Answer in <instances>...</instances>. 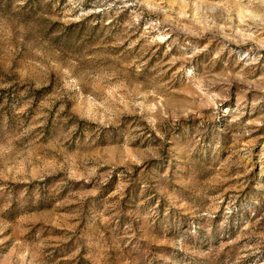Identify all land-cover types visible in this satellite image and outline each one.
I'll return each instance as SVG.
<instances>
[{"label": "rangeland", "instance_id": "374dc122", "mask_svg": "<svg viewBox=\"0 0 264 264\" xmlns=\"http://www.w3.org/2000/svg\"><path fill=\"white\" fill-rule=\"evenodd\" d=\"M0 264H264V0H0Z\"/></svg>", "mask_w": 264, "mask_h": 264}]
</instances>
